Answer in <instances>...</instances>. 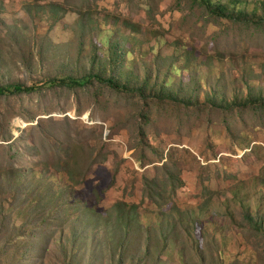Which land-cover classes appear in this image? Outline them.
I'll return each mask as SVG.
<instances>
[{"label":"rangeland","instance_id":"374dc122","mask_svg":"<svg viewBox=\"0 0 264 264\" xmlns=\"http://www.w3.org/2000/svg\"><path fill=\"white\" fill-rule=\"evenodd\" d=\"M209 1L0 0V264H264V0Z\"/></svg>","mask_w":264,"mask_h":264},{"label":"trees","instance_id":"16d2710c","mask_svg":"<svg viewBox=\"0 0 264 264\" xmlns=\"http://www.w3.org/2000/svg\"><path fill=\"white\" fill-rule=\"evenodd\" d=\"M200 2L206 3V5L209 7L211 11H213L215 14L223 17H229V19H237L236 16L238 17H246V13L243 11H239L238 13L235 14L234 10H230L228 5L223 4L221 2L217 3H211L209 0H199ZM238 1V0H235ZM262 8L264 11V2H261L258 7L256 8L259 9ZM92 83H98L107 86L110 89L116 90V91H124V92H138V94L143 92V89L135 88L136 90H131V88H128L126 83H123L120 78H117L116 76H105L102 74L94 73V74H89L87 77H84L82 79H73V78H51L49 79L46 84H50L52 87H57V86H65L68 88H77V87H84V85H90ZM165 84H167L165 82ZM37 90L36 85H31V86H24L22 84H13V85H7V86H0V96H12L16 94H21V93H31ZM167 97L172 99V101H179L181 98L180 96L176 94H167ZM187 98H185L186 100ZM184 100V99H182ZM188 100V99H187ZM252 217V222L256 224L257 229H260L262 227V220L264 221V216L262 215V220L260 222L256 221L255 217L253 216L246 215V219L250 222V219ZM264 231V228L262 229Z\"/></svg>","mask_w":264,"mask_h":264}]
</instances>
